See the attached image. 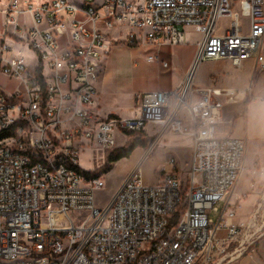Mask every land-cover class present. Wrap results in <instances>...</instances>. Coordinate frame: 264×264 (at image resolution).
<instances>
[{"label": "built area", "instance_id": "1", "mask_svg": "<svg viewBox=\"0 0 264 264\" xmlns=\"http://www.w3.org/2000/svg\"><path fill=\"white\" fill-rule=\"evenodd\" d=\"M4 1L0 75L18 88L0 91V264H222L244 254L252 236L231 253L217 238L226 230L232 242L242 230L224 220L229 205L218 210L245 162L244 142L216 132L220 97L237 93L197 88L192 76L206 62L239 69L250 60L264 71V0ZM122 27L131 46L184 44L191 29L196 54L177 89L137 95L132 118H100L98 64L117 43L104 31L119 38ZM145 60L167 67L154 55ZM147 127L156 133L144 158L167 132L191 139L187 171L175 170L171 158V169L143 186L139 164L98 208L104 180L79 169L80 153L86 146L112 153L131 137L143 140Z\"/></svg>", "mask_w": 264, "mask_h": 264}, {"label": "crops", "instance_id": "2", "mask_svg": "<svg viewBox=\"0 0 264 264\" xmlns=\"http://www.w3.org/2000/svg\"><path fill=\"white\" fill-rule=\"evenodd\" d=\"M27 1L33 4H40L51 0ZM67 1L76 5L81 2V0ZM5 6L6 2L0 0V29L4 22ZM104 32L107 34L108 31ZM187 37L188 34L186 32V43L179 45H171L164 41H159L155 45L141 42L138 46L148 45L149 47L137 56H134L132 51L139 49V47L127 48L124 45L113 46L114 49L111 54L102 59L98 64V79L95 83L96 96L94 98V113L100 118H132L135 115V99L137 95L157 91L169 92L177 89L184 82L193 65L196 54V43L199 41L188 43ZM190 44H192L191 47H189ZM263 47L264 41L262 50ZM18 51L26 59L27 63L31 62V54L24 49H19ZM176 52H181L180 56H177ZM148 55H154L159 61L166 62L167 67L164 68L161 63H147L145 58ZM138 60L142 62V69H139ZM215 63H204L211 64L212 70L208 74V84L204 85L201 83L199 88L233 91L237 93L236 99L228 96H222L219 99L222 107L221 123L216 128L217 136L220 138L231 137L242 140L245 144V165L247 163L246 153L250 151V165H256L264 169V122L258 120L254 115L255 106L259 102L264 101V71L257 73L253 61L250 60L243 62L239 69L232 67L229 62L222 63L221 65H216ZM199 66H197V70ZM123 72L127 76H134L138 72H141L140 76L144 79L146 84L132 89H125L119 86L116 79L121 77ZM196 78L195 74L193 83ZM251 82L252 85L250 86ZM248 88L249 92L246 93ZM125 98L129 99L128 102L132 106L131 111H127L122 105ZM246 100H248V103L245 106L244 102ZM223 123L231 127L232 130L230 133L220 132V126L223 125ZM148 128L151 129L152 133L147 132ZM155 133V129L147 127L144 137L146 147L137 148L131 153L128 159H123L119 162L124 160L130 161L138 152H142L140 156L144 158L145 152L149 148ZM165 134H168L167 136L172 138L171 146L163 147L162 145H157V147L153 149L152 154L157 152L160 154L169 153L171 155L169 159L172 158L175 160L174 169L179 172L184 171L185 163L188 161L191 153V139L189 137L177 136L170 132ZM165 134L162 138L166 136ZM220 134L223 137H221ZM119 162L114 164V167ZM161 169L169 171L171 167L165 162L160 170ZM257 173L256 171V174ZM250 190L249 181H247L245 185H238L229 194L225 203L218 205L219 211L227 209L228 205L230 206L227 209L228 211L234 209L233 218H228V211L223 215L224 220H226L228 224L243 227L258 213V209L261 206L260 201L264 199V197H262V191L251 192ZM255 207H258V209ZM250 222L249 225L251 224ZM232 263L264 264V237L254 239L252 246H250L244 254L232 257L226 264Z\"/></svg>", "mask_w": 264, "mask_h": 264}, {"label": "rangeland", "instance_id": "3", "mask_svg": "<svg viewBox=\"0 0 264 264\" xmlns=\"http://www.w3.org/2000/svg\"><path fill=\"white\" fill-rule=\"evenodd\" d=\"M224 24L225 22L222 21L221 25L218 26L217 30H220V28ZM97 27L101 28L102 24L100 23L97 24ZM126 30H127L126 27L121 28L122 34L120 35L119 38L117 36L116 31H108L107 32V35H108L107 42L110 43L112 41H115V42L118 41L117 44H115L114 46L124 45L127 48L139 47V49L132 51V54L134 56H137L140 53H143V51L148 49L149 47L148 45L131 46V45H128L127 43H124L122 40H124V35L126 33ZM186 32L188 34V37H187L188 43L196 42L197 40H199V35L194 33L193 30L187 29ZM191 46L192 44L189 45V47ZM113 49L114 47L112 48V50ZM111 52L109 54H111ZM180 53L181 52H176V55L180 56ZM261 55L264 56V47H263V50L261 51ZM222 63H225V62H219L215 64L221 65ZM138 64H139V69H142L143 67L142 62L138 60ZM211 70H212L211 64L203 63L201 66H199L198 70L196 71L197 78L194 81L193 85L197 88L200 87L201 83L204 85H207L209 82L208 74L209 72H211ZM140 73L141 72H138L134 76L133 75L127 76L123 72L121 74V77L116 79V82L118 83L119 86L124 87L125 89H132V88L143 86L146 84V82L140 76L141 75ZM16 88H18V85L14 80H10L0 75V91L7 94V93H10L12 90H15ZM128 100L129 99L125 98V101L122 102V105L125 107L127 111H131L132 106L130 105ZM231 130H232L231 127L227 125L226 123H223V125L220 126L221 133H230ZM147 132L152 133L150 128L147 129ZM165 135L166 136H164L159 142L158 144L159 146L160 145H162L163 147H168L169 145L171 146L172 138L167 136L168 134H165ZM141 137H143V135L139 136L138 138L140 139ZM135 138L136 137H131L127 145L132 143ZM122 145H123V142L121 141V138H120V140H118L117 142V146L120 147ZM120 149L122 148H117L116 150H120ZM109 154L111 153L107 151H100V150L95 151V150H92L89 146H86L83 149V151L80 153V156L77 162V165L81 171L87 174H91V175H100L104 180L103 189L96 192L95 194V205L98 208L105 207L110 202L113 194L119 189L123 181L129 176V174L133 171V169L137 165L140 164L141 185L151 186L154 184L155 174L160 170V168L165 162L168 163V160L171 157L169 153L160 154L157 152V153L152 154L149 157L143 158L140 156L142 152H138V154H135L130 161H127V160L121 161L114 167V164L107 163V157L109 156ZM246 157H247V163L245 165V168H246L245 175L240 180L239 186L245 185V183L249 181L250 189H251L250 191L251 192H261L262 191V197H264L263 196L264 195L263 193L264 192V173L262 172V170L264 169H261L260 167H257L256 165H250V161H251L250 151H247ZM135 158L138 161H136ZM244 161H245V153H244ZM183 165H180V166H183ZM109 168H111V171H109L108 173H105L107 172ZM186 171L187 170L185 168L183 172H186ZM256 171L258 172L257 174H256ZM182 177L184 178L183 174H182ZM260 204L261 206L259 209L258 207H255L256 209H258V213L254 216L253 219L250 220L252 222L248 221V223H246L243 227H240L242 228V230H240L236 240H233L232 242H230V240H225L226 234H227L226 230H220L218 232L217 234V238L219 240L218 247H220V245L223 243L224 244L223 248H225V251L227 253H231L236 248L237 244L239 242L244 241V238L246 237H249L250 239V237L252 236L251 238L252 241H254V239L258 237L259 235L263 234V237H264V199L260 201ZM216 216L217 215L213 213L210 215V217H212L213 219H215ZM249 222L251 223L250 225H249ZM221 240H225V241L220 242ZM222 264H226V263L224 262Z\"/></svg>", "mask_w": 264, "mask_h": 264}, {"label": "trees", "instance_id": "4", "mask_svg": "<svg viewBox=\"0 0 264 264\" xmlns=\"http://www.w3.org/2000/svg\"><path fill=\"white\" fill-rule=\"evenodd\" d=\"M247 103L248 100L244 102V105L246 106ZM145 147H146L145 141L135 138L133 142L127 145L126 147L112 152L107 158V163L116 164L120 160L128 159L134 150H136L137 148H145ZM109 171H111V168H109L105 173H108ZM93 177L96 178L97 176L94 175Z\"/></svg>", "mask_w": 264, "mask_h": 264}, {"label": "clouds", "instance_id": "5", "mask_svg": "<svg viewBox=\"0 0 264 264\" xmlns=\"http://www.w3.org/2000/svg\"><path fill=\"white\" fill-rule=\"evenodd\" d=\"M255 117L264 122V101L259 102L254 108Z\"/></svg>", "mask_w": 264, "mask_h": 264}, {"label": "bare ground", "instance_id": "6", "mask_svg": "<svg viewBox=\"0 0 264 264\" xmlns=\"http://www.w3.org/2000/svg\"><path fill=\"white\" fill-rule=\"evenodd\" d=\"M196 71H197V67L194 69V74H193V76H192V80H193V78L195 77V74H196ZM245 170H246V168H245V162H244V168H243V170H242V172H241V174H240V176H239V178H238V183H236L237 185H235V187H237L238 185H239V182H240V180L242 179V177L245 175ZM234 187V188H235ZM234 192V191H233ZM229 196V195H228Z\"/></svg>", "mask_w": 264, "mask_h": 264}]
</instances>
